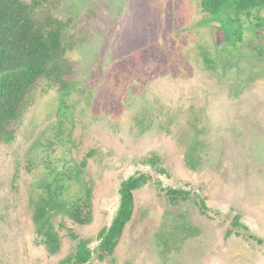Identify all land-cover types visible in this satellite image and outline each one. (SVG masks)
<instances>
[{
  "label": "rangeland",
  "instance_id": "1",
  "mask_svg": "<svg viewBox=\"0 0 264 264\" xmlns=\"http://www.w3.org/2000/svg\"><path fill=\"white\" fill-rule=\"evenodd\" d=\"M53 1L86 40L67 55L68 89L40 81L14 140L0 145V264H56L77 235L93 240L120 182L155 171L143 164L153 154L160 188H194L205 210L170 208L150 181L115 255L91 264H264L255 26L238 29L226 9L205 18L201 0ZM78 205L92 206V221L77 230Z\"/></svg>",
  "mask_w": 264,
  "mask_h": 264
},
{
  "label": "trees",
  "instance_id": "2",
  "mask_svg": "<svg viewBox=\"0 0 264 264\" xmlns=\"http://www.w3.org/2000/svg\"><path fill=\"white\" fill-rule=\"evenodd\" d=\"M240 1L201 0L200 8L204 17L209 18L227 4L239 5ZM253 1L242 0V3ZM58 6L59 3L53 0H0V145H8L14 140L40 81L54 83L61 92L71 85L73 67L67 55L81 47L86 38L72 31L73 19L59 18ZM143 164L155 171L151 175L135 173L120 182L117 189L119 204L110 225L102 227L91 241L81 239V235L79 239L77 235L71 244L72 252L56 264H91L93 260L102 263L114 256L124 239V230L136 214L135 194L150 181L170 208L177 209L192 201L205 210L201 200H197L194 188L188 192L160 188L155 176L163 171L156 170L160 165L156 155L145 159ZM69 215L71 224L77 230L82 229L92 221V206L78 205ZM231 223L236 226L238 219ZM94 243L97 245L90 251L88 247Z\"/></svg>",
  "mask_w": 264,
  "mask_h": 264
},
{
  "label": "flooded vegetation",
  "instance_id": "3",
  "mask_svg": "<svg viewBox=\"0 0 264 264\" xmlns=\"http://www.w3.org/2000/svg\"><path fill=\"white\" fill-rule=\"evenodd\" d=\"M240 3L239 5H243L241 8L235 3L227 4L224 7L225 12L234 14V19L229 20L240 30L247 29L250 25L255 26V31L250 35L251 40L247 45V50L259 63H264V29H262L264 27V0H254L251 4L242 3L241 0ZM213 29L216 33L218 26Z\"/></svg>",
  "mask_w": 264,
  "mask_h": 264
},
{
  "label": "water",
  "instance_id": "4",
  "mask_svg": "<svg viewBox=\"0 0 264 264\" xmlns=\"http://www.w3.org/2000/svg\"><path fill=\"white\" fill-rule=\"evenodd\" d=\"M262 29H264V27ZM214 40H215L216 45H221L222 43L226 41V37L220 28L214 34Z\"/></svg>",
  "mask_w": 264,
  "mask_h": 264
}]
</instances>
